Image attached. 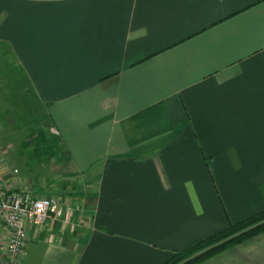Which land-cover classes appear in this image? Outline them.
Masks as SVG:
<instances>
[{"label": "crops", "instance_id": "crops-1", "mask_svg": "<svg viewBox=\"0 0 264 264\" xmlns=\"http://www.w3.org/2000/svg\"><path fill=\"white\" fill-rule=\"evenodd\" d=\"M0 61L52 145L4 187L98 176L25 264H164L264 210V0H0ZM203 264H264V233Z\"/></svg>", "mask_w": 264, "mask_h": 264}, {"label": "rangeland", "instance_id": "rangeland-1", "mask_svg": "<svg viewBox=\"0 0 264 264\" xmlns=\"http://www.w3.org/2000/svg\"><path fill=\"white\" fill-rule=\"evenodd\" d=\"M7 71V64L0 61V156L5 160L3 169H8L9 166L13 165L20 171V169L33 167L32 165L30 167L26 165L28 159L25 153L28 150H30L32 158L36 159L34 160L35 163L36 161L37 163L43 161L45 158L44 154L51 152L52 149L49 148H52V145L46 141L47 136H49L50 124L45 118L44 112L42 114L37 113L38 111L36 112L33 108H28V110L33 111L29 117L26 118L23 115L26 109L23 105L24 103L21 105V102L26 99L31 100L32 94L29 89L18 86V84L22 85L20 76H17V79H11L9 77L10 73ZM23 117L24 119H22ZM28 122L32 123V125L29 126ZM25 124L27 125L25 126ZM27 146L30 147L28 148ZM37 166L34 167L39 168ZM32 177L36 178L35 176ZM85 179L83 178V181L79 179L80 183L76 181L66 183L69 188L64 192L59 190V186L56 184V186L51 185L47 188L42 187V191L36 194L39 197H55L63 206H66L70 200L67 197L72 195H78L81 198H93L98 184V176H89L87 182ZM76 189L80 191H75ZM17 190L31 192L28 187H19ZM70 201L72 202V200Z\"/></svg>", "mask_w": 264, "mask_h": 264}, {"label": "built area", "instance_id": "built-area-1", "mask_svg": "<svg viewBox=\"0 0 264 264\" xmlns=\"http://www.w3.org/2000/svg\"><path fill=\"white\" fill-rule=\"evenodd\" d=\"M53 133H57L52 129ZM0 156V264H25L27 230L49 221L73 224L75 210L55 197H39L27 190L8 191Z\"/></svg>", "mask_w": 264, "mask_h": 264}, {"label": "trees", "instance_id": "trees-1", "mask_svg": "<svg viewBox=\"0 0 264 264\" xmlns=\"http://www.w3.org/2000/svg\"><path fill=\"white\" fill-rule=\"evenodd\" d=\"M264 233V210L176 253L164 264H203Z\"/></svg>", "mask_w": 264, "mask_h": 264}]
</instances>
